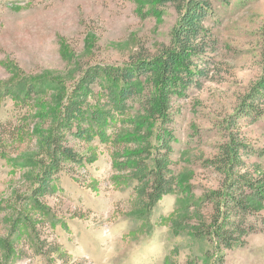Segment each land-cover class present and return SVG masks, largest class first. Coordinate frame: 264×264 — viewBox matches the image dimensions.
<instances>
[{"label": "rangeland", "instance_id": "rangeland-1", "mask_svg": "<svg viewBox=\"0 0 264 264\" xmlns=\"http://www.w3.org/2000/svg\"><path fill=\"white\" fill-rule=\"evenodd\" d=\"M156 7L154 0H0V264H264V207L246 217L242 245L220 251L209 235L223 145L244 142L247 165L264 173L257 154L264 98L255 119L237 112L264 78V0H214L211 75L178 103L172 125L173 195L142 210L132 181L114 170V146L70 138L96 161L58 174L43 209L31 201L56 96L71 93L89 67L123 65L169 45L177 14ZM27 88L36 91L35 107L22 98ZM139 118L133 112L123 128L118 123L121 133Z\"/></svg>", "mask_w": 264, "mask_h": 264}, {"label": "trees", "instance_id": "trees-1", "mask_svg": "<svg viewBox=\"0 0 264 264\" xmlns=\"http://www.w3.org/2000/svg\"><path fill=\"white\" fill-rule=\"evenodd\" d=\"M217 1L228 5L233 0ZM154 2L158 10L171 6L177 14L169 45L154 56L138 53L123 65L89 67L71 93L56 96L57 110L42 135L43 160L37 188L31 194L36 207L44 208L39 205L40 200L54 192L53 182L58 174L96 161L75 151L69 145L70 138L86 144L98 140L103 145H113L114 170L132 181L144 211L153 210L177 190L178 177L171 168L172 145L176 142L172 125L178 103L188 98L191 89H201L211 75L218 50V41L208 23L215 16L214 0ZM95 85L100 89L97 92ZM35 94V90L27 88L22 98L35 107ZM261 98L264 78L244 98L237 111L239 116L255 119L259 114L255 104ZM133 112L140 121L132 122V132L121 133L125 118ZM251 154L241 141H230L221 149L218 168L224 182L212 194L216 213L209 227L212 233L208 232L216 237L220 251L242 245V238L247 235L246 217L264 207V173L258 167L252 171L247 165ZM257 154L264 157V151ZM173 225L180 227L181 223L176 221Z\"/></svg>", "mask_w": 264, "mask_h": 264}]
</instances>
